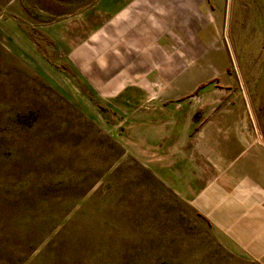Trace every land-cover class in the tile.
Returning <instances> with one entry per match:
<instances>
[{"label": "rangeland", "instance_id": "obj_1", "mask_svg": "<svg viewBox=\"0 0 264 264\" xmlns=\"http://www.w3.org/2000/svg\"><path fill=\"white\" fill-rule=\"evenodd\" d=\"M205 1L204 52L158 77L102 57L156 0H0V264H258L191 199L264 153V0ZM98 57L133 73L103 90Z\"/></svg>", "mask_w": 264, "mask_h": 264}, {"label": "crops", "instance_id": "obj_2", "mask_svg": "<svg viewBox=\"0 0 264 264\" xmlns=\"http://www.w3.org/2000/svg\"><path fill=\"white\" fill-rule=\"evenodd\" d=\"M156 1L154 13L148 15L147 10L146 13L142 12L132 26L126 27L130 29L131 35L104 53L102 57L105 61L113 60V65L119 60L120 63L126 61L129 56L121 54L122 48L128 50L135 47L137 50L131 51L133 59L139 60L140 64L151 61V65L156 66L154 74L159 77L161 62L174 60V69L182 61L194 60L204 52L205 47L197 33L211 18L198 10V6L205 0ZM160 32H163L161 36ZM162 47H175L177 52L168 54V58L160 62L159 59L163 58L159 52ZM183 53L188 56L187 60ZM99 58L93 66L87 68V74L103 90L115 91L121 87L123 79L130 78L133 73L119 77L107 75L100 68L102 64ZM177 67L175 69L178 71ZM141 71L144 72V69ZM167 71L169 74L172 72L171 69ZM230 167L235 170L221 173L200 188L191 199L192 207L252 261L264 264V153L237 158Z\"/></svg>", "mask_w": 264, "mask_h": 264}]
</instances>
